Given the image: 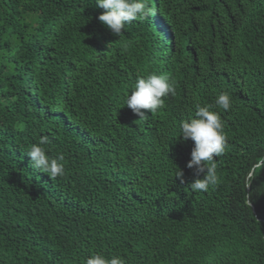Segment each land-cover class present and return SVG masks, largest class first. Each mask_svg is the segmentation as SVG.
<instances>
[{"label":"trees","instance_id":"obj_1","mask_svg":"<svg viewBox=\"0 0 264 264\" xmlns=\"http://www.w3.org/2000/svg\"><path fill=\"white\" fill-rule=\"evenodd\" d=\"M148 3L115 36L96 0H0V264H264V0ZM152 73L175 92L140 120ZM198 105L225 137L206 191L180 129ZM44 136L55 179L29 167Z\"/></svg>","mask_w":264,"mask_h":264},{"label":"clouds","instance_id":"obj_2","mask_svg":"<svg viewBox=\"0 0 264 264\" xmlns=\"http://www.w3.org/2000/svg\"><path fill=\"white\" fill-rule=\"evenodd\" d=\"M95 6L104 12L98 19L115 36L123 35L126 25L136 20L147 19L154 14L148 0H96ZM109 47L111 46L108 45ZM175 92L174 82L166 75L148 74L137 78L132 87L131 94L127 95L126 105L141 119L147 115L142 110H150L154 114L164 104L163 97ZM215 104L224 110L231 106V98L227 92L217 95ZM181 137L185 142L189 139L194 142L191 151V161L187 167L196 170L197 178L189 185L192 191H206L210 185L217 183L215 164L207 166L214 156L220 155L224 150L225 137L223 125L217 112L210 110L209 106H197L195 117L184 120L180 124ZM48 137H42L37 144L31 145L27 152L29 167L48 175L50 179L63 176L65 165L63 154L53 158L46 154L42 147L47 144ZM184 173L179 169L176 178L183 183ZM203 176V178H200ZM86 264H126L120 257L106 258L102 254H94L86 260Z\"/></svg>","mask_w":264,"mask_h":264}]
</instances>
